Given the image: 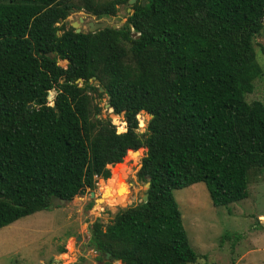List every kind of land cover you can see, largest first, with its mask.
Returning <instances> with one entry per match:
<instances>
[{"label": "trees", "instance_id": "obj_1", "mask_svg": "<svg viewBox=\"0 0 264 264\" xmlns=\"http://www.w3.org/2000/svg\"><path fill=\"white\" fill-rule=\"evenodd\" d=\"M79 1L0 0V227L97 178L103 194L117 192L107 165L144 146L147 200L104 229L96 219L88 245L103 264L193 263L173 190L203 182L214 206H228L264 170V103L246 99L261 74L253 39L264 0H135L121 26L75 32L72 11L98 19L128 3ZM90 91L124 131L94 116ZM140 112L152 114L143 132Z\"/></svg>", "mask_w": 264, "mask_h": 264}, {"label": "rangeland", "instance_id": "obj_2", "mask_svg": "<svg viewBox=\"0 0 264 264\" xmlns=\"http://www.w3.org/2000/svg\"><path fill=\"white\" fill-rule=\"evenodd\" d=\"M129 7V3L119 5L115 15L98 19L83 9L72 11L65 19V26L83 18L80 29L84 32L88 30V21H103L106 26L119 27L131 11ZM253 47L261 74L254 79L253 90L246 99L264 103V20L260 33L254 36ZM90 83L96 86L98 81L91 79ZM53 91L47 95L50 102ZM90 95L93 104L100 107L94 116L110 118L118 132L124 131L122 115L112 112L107 98L94 91ZM149 118L145 112L137 114L141 132ZM145 152L144 146L131 149L120 161L107 165L110 175L113 170L117 173V192L103 194L99 184L103 180L97 178L94 188L84 190L72 200L55 203L49 209L0 227V264H103L104 260L97 258L98 252L88 245L91 225L98 219L104 229L119 209L141 200L144 181L139 169ZM248 190L247 198L228 206H214L203 182L173 190L188 242L197 254L196 261L187 264H264V170L250 175ZM99 197L104 200H97ZM107 199L114 202L108 203Z\"/></svg>", "mask_w": 264, "mask_h": 264}, {"label": "water", "instance_id": "obj_3", "mask_svg": "<svg viewBox=\"0 0 264 264\" xmlns=\"http://www.w3.org/2000/svg\"><path fill=\"white\" fill-rule=\"evenodd\" d=\"M135 0H128V3L129 4H132L133 2H134ZM142 3H144V2H142ZM128 10H130V9H128ZM264 20V16L262 17V19H261V21H263ZM83 22V18H80V22H72L71 23V26L75 29V32H80V31H82L81 29H80V24ZM87 25H88V30L87 31H89V32H94V31H96V30H98V29H100V28H104L105 26H106V23L105 22H103V21H88L87 22ZM112 27L113 28H116V26L115 25H112ZM87 31H85V32H87ZM84 32V31H83ZM92 79V78H91ZM90 79V80H91ZM78 80L79 81H82V79L81 78H79V79H77V82H78ZM100 90H102V87H100L99 88ZM108 106H109V104H107ZM31 105L29 104L28 105V107H30ZM110 107V106H109ZM149 116L150 117H152V114H149ZM149 185H150V182L149 181H146L145 183H144V185H143V188H144V192L142 193V196H141V199H142V201H146L147 200V193H145V191L149 188ZM97 200H102V197H99V198H97ZM66 200L65 199H59V200H55V203L56 204H58V203H63V202H65ZM108 255H109V253H107L106 254V257H108Z\"/></svg>", "mask_w": 264, "mask_h": 264}, {"label": "bare ground", "instance_id": "obj_4", "mask_svg": "<svg viewBox=\"0 0 264 264\" xmlns=\"http://www.w3.org/2000/svg\"><path fill=\"white\" fill-rule=\"evenodd\" d=\"M102 200H104V199L102 198ZM106 201H107L108 203H111V204L114 202L113 199H107Z\"/></svg>", "mask_w": 264, "mask_h": 264}, {"label": "built area", "instance_id": "obj_5", "mask_svg": "<svg viewBox=\"0 0 264 264\" xmlns=\"http://www.w3.org/2000/svg\"><path fill=\"white\" fill-rule=\"evenodd\" d=\"M53 94H55V92L53 91ZM53 97H54V95H53ZM49 102V104H52V102H53V99H52V101L50 102V101H48Z\"/></svg>", "mask_w": 264, "mask_h": 264}, {"label": "flooded vegetation", "instance_id": "obj_6", "mask_svg": "<svg viewBox=\"0 0 264 264\" xmlns=\"http://www.w3.org/2000/svg\"><path fill=\"white\" fill-rule=\"evenodd\" d=\"M128 9H130V7Z\"/></svg>", "mask_w": 264, "mask_h": 264}]
</instances>
